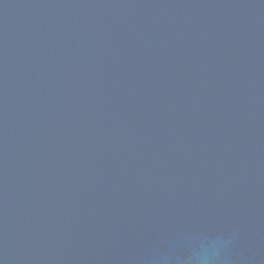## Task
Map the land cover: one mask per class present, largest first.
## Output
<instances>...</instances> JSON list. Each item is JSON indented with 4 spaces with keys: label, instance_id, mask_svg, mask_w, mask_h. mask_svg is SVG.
I'll use <instances>...</instances> for the list:
<instances>
[{
    "label": "water",
    "instance_id": "obj_1",
    "mask_svg": "<svg viewBox=\"0 0 264 264\" xmlns=\"http://www.w3.org/2000/svg\"><path fill=\"white\" fill-rule=\"evenodd\" d=\"M264 264V0H0V264Z\"/></svg>",
    "mask_w": 264,
    "mask_h": 264
},
{
    "label": "clouds",
    "instance_id": "obj_2",
    "mask_svg": "<svg viewBox=\"0 0 264 264\" xmlns=\"http://www.w3.org/2000/svg\"><path fill=\"white\" fill-rule=\"evenodd\" d=\"M222 244L220 242L210 243L203 246L194 257V264H215Z\"/></svg>",
    "mask_w": 264,
    "mask_h": 264
}]
</instances>
